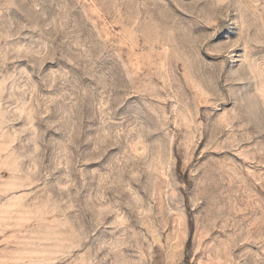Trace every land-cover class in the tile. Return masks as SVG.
I'll list each match as a JSON object with an SVG mask.
<instances>
[{"label":"rangeland","instance_id":"374dc122","mask_svg":"<svg viewBox=\"0 0 264 264\" xmlns=\"http://www.w3.org/2000/svg\"><path fill=\"white\" fill-rule=\"evenodd\" d=\"M0 264H264V0H0Z\"/></svg>","mask_w":264,"mask_h":264}]
</instances>
